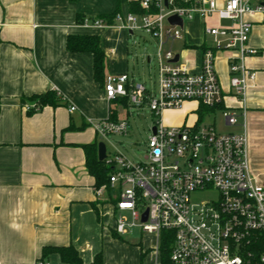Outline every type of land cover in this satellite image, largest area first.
<instances>
[{
	"label": "crops",
	"instance_id": "0c3cea01",
	"mask_svg": "<svg viewBox=\"0 0 264 264\" xmlns=\"http://www.w3.org/2000/svg\"><path fill=\"white\" fill-rule=\"evenodd\" d=\"M134 1L139 4V0H0V264H37L43 247L67 245L78 251L82 264H90L97 253L101 264H161L159 238L145 234L129 240L131 229L117 234L113 203L96 195L82 145L99 140L88 121L105 118L110 107L121 118L122 102H107L103 87L93 78L91 53L65 47L68 35L98 36L106 58L104 74L129 72L134 33L89 21L114 11L131 13ZM224 2L217 0V5ZM245 19L252 23L248 43L257 54L245 59L255 78L249 81L243 103L233 96L229 83L231 53L219 52L215 70L223 101L201 114L198 103L189 125H202V115L211 111L237 113L236 124L225 122L230 127L227 133L245 132L250 173L264 185V12L246 14ZM186 21L181 50L173 49L176 40L171 48L190 72H198L203 46L210 43L204 25L230 22L197 13ZM49 90L60 92L66 102L27 113L24 105L34 103L29 97ZM68 105L76 110L69 112ZM187 115L183 112L165 125L181 126ZM45 262L66 264L55 252Z\"/></svg>",
	"mask_w": 264,
	"mask_h": 264
},
{
	"label": "built area",
	"instance_id": "2783aa9c",
	"mask_svg": "<svg viewBox=\"0 0 264 264\" xmlns=\"http://www.w3.org/2000/svg\"><path fill=\"white\" fill-rule=\"evenodd\" d=\"M139 6L143 14L117 12L110 25L100 18L89 21L94 26L118 25L131 34L143 30L156 41V81L146 85L129 72L104 77L108 103L125 99L126 105L119 103L122 111L147 107L156 121L140 161L117 151L109 157L107 151L110 135L126 134L127 119H112L109 109L105 118L88 121L105 144V164L112 167L108 183L96 188V195L113 203L117 234L136 227L156 235L160 243L161 233H169L170 264H264V185L250 173L245 132L217 133L212 124L167 126L162 120L165 110H177L185 101L206 108L222 103L215 70L219 52L231 53L229 83L233 96L243 103L249 81L255 78L245 59L257 54L248 43L252 23L245 15L264 12V0H225L221 7L217 0H168L167 7L163 0H139ZM195 13L230 24L204 25L210 43L202 49L199 71L190 72L179 58L174 61L171 44L183 37L184 20ZM171 15L179 16L183 27L169 24ZM146 61L149 64L151 58ZM24 108L28 111L37 105ZM67 109L73 112L76 107ZM222 115L228 125L236 124L237 113L224 110ZM209 189L217 192L215 199L191 200L192 194Z\"/></svg>",
	"mask_w": 264,
	"mask_h": 264
},
{
	"label": "rangeland",
	"instance_id": "374dc122",
	"mask_svg": "<svg viewBox=\"0 0 264 264\" xmlns=\"http://www.w3.org/2000/svg\"><path fill=\"white\" fill-rule=\"evenodd\" d=\"M186 20H184V27H186ZM131 37L129 73L133 75L136 81L145 82L146 85H149L150 83L156 81L157 78L155 65L156 41L151 35L143 30L134 31V34ZM182 44V40H176L173 43V49L175 51H180ZM147 56L151 58V62L149 64L146 61ZM197 104V101L186 102V104H182L181 111L175 109L165 110L162 113V120L164 124L174 123L179 119L181 114L186 111L188 115L186 116L183 125L193 123L194 118H196L193 110L196 108ZM123 112L124 113L121 118L127 119L128 129L126 134H112L108 137L110 140V143H107L109 157L112 152L117 151L129 160L140 161L142 160L145 151L144 143L150 134V128L153 126L156 118L147 107L139 109H125ZM200 123L212 124L217 133H227L230 130V127L225 124L222 113L218 110L203 114ZM216 197L217 192L214 189H209L192 194L191 200L199 203L201 201L215 199ZM145 234L147 233H144L140 229L134 227L131 228L130 234L127 238L129 240H133L139 235L142 236Z\"/></svg>",
	"mask_w": 264,
	"mask_h": 264
},
{
	"label": "trees",
	"instance_id": "16d2710c",
	"mask_svg": "<svg viewBox=\"0 0 264 264\" xmlns=\"http://www.w3.org/2000/svg\"><path fill=\"white\" fill-rule=\"evenodd\" d=\"M130 10L133 14H143L145 11L139 7L138 1L130 2ZM118 11H114L108 15H101L97 18L102 19L106 24H113L114 15ZM95 18L90 19L93 21ZM78 22H82L83 18L78 17ZM65 47L69 52H88L92 54L93 57V78L103 87L104 82V71L106 58L103 50L99 44V38L95 35H68L65 42ZM204 47V46H203ZM30 101L36 103L37 108H33L27 111L31 114L36 110L43 108L44 106H57L59 104H64L65 98L61 93L56 90H49L45 93L32 95L29 97ZM119 100L112 101V103H117ZM120 102L126 105V100L122 99ZM202 109H207L205 106L199 104L197 109L198 113L201 114ZM110 117L112 119H117L113 108L110 107ZM97 143L82 145L85 152L86 160L85 165L91 176L94 178V186L96 188L101 185L107 184L109 176L112 172V167L105 164L104 161H99L97 157ZM97 219L100 220L99 213L95 208ZM172 237L167 232H162L160 237V256L161 264H170L169 254L171 248ZM57 253L63 263L66 264H82V260L78 254V251L72 246H54V247H43L41 257L39 260L45 262L46 257L49 253ZM102 258L101 253H97L94 256L93 261L90 264H101Z\"/></svg>",
	"mask_w": 264,
	"mask_h": 264
},
{
	"label": "water",
	"instance_id": "95a60500",
	"mask_svg": "<svg viewBox=\"0 0 264 264\" xmlns=\"http://www.w3.org/2000/svg\"><path fill=\"white\" fill-rule=\"evenodd\" d=\"M163 4L165 7L168 6V0H163ZM167 22L171 25H178L179 27H183V20L177 16V15H171L167 18ZM179 58V55L176 54L174 57V61H177ZM154 128H152V131L154 132ZM106 156L105 153V144L102 141H99L97 143V157L99 161H104ZM147 216V211L142 215V220H145Z\"/></svg>",
	"mask_w": 264,
	"mask_h": 264
}]
</instances>
